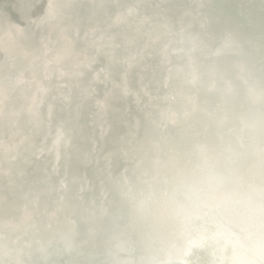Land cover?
Here are the masks:
<instances>
[{
  "label": "water",
  "instance_id": "water-1",
  "mask_svg": "<svg viewBox=\"0 0 264 264\" xmlns=\"http://www.w3.org/2000/svg\"><path fill=\"white\" fill-rule=\"evenodd\" d=\"M161 1L167 8L176 0ZM182 1L188 5L187 0ZM194 9L186 6L182 14L188 20L191 18V22H199L201 31L195 27L191 31L170 28L165 24L162 32L154 34L149 30L144 32L140 26L119 30L120 26H116L114 32L122 35L121 41L131 42L130 49L122 50L123 55L134 50L132 56L138 59L142 55L145 64L150 65L146 66L148 72L145 68L137 71V61L131 67L134 72L130 71L135 73L134 77L125 76L126 86L121 84L126 80L111 81L102 92L108 96L103 101H96L91 95L100 91L99 82L106 80L107 74L96 80L91 78L89 83H76V80L80 73L107 71L103 69L104 58L113 40L108 45L100 44V40L91 42L94 44L87 53L77 55L75 64L65 66L58 52L47 48L41 64L44 74L37 79L32 74L28 79L27 75L20 76L18 82L28 81L29 89L15 97L1 98L0 264H264V220L260 221L259 217L264 215V184H261L264 111L257 117L247 116L264 97V76L261 84L249 79L251 73L264 70V65L262 68L259 64L264 49L248 50L241 59L235 60L237 79L233 85L229 84V91L232 88L242 91L240 97H232L231 107H221L222 96L208 92L205 87H202L204 93L212 98L198 97L195 93L186 97L192 90L189 85L194 84L186 80H192V76L209 78L213 71L229 73L218 68L197 67L171 81L177 71L162 68L158 63L160 57L176 50V44L182 48L181 39L195 38L199 41L195 50L184 55L197 52L195 55L201 57L199 63L206 66L205 59L209 60L213 53L219 52L218 57H222L221 52L231 50L228 39L236 41L241 36H237L241 26L247 23L241 21L235 33L225 31L224 18L215 19L208 12L199 14V7L195 14ZM256 27L251 26L252 30ZM213 28L218 33L214 44L210 39ZM224 61L232 66L231 60ZM246 72L249 73L246 75ZM64 79L67 82L62 85L53 84ZM221 82L223 79L217 84ZM115 84H120L123 91L114 89ZM133 88L130 98L136 101L125 103L122 94ZM255 89L257 97L253 93ZM46 96L43 110L37 115L35 103L39 97ZM195 117L203 118L200 134L189 141L174 143L181 134L180 129L191 127L188 122ZM9 118L13 120L9 122ZM108 119L115 121L113 127L103 124ZM216 128L224 132L225 143L229 144L227 152H219L217 147L221 144L213 147L207 141L215 135L212 132ZM141 130L146 136L139 133ZM129 133L136 138L123 141ZM107 134L111 136L94 141ZM72 135L88 139L86 151L97 147L101 150L97 155L84 154L74 161L75 165L65 164L59 154L74 146L73 143L64 145ZM145 140L156 150H152L149 159H143L145 155L135 159L126 153L135 144L142 147L141 142ZM221 140L216 135L212 141ZM152 143L164 148L159 149ZM53 146L57 149L49 150ZM74 147L84 151L86 144L81 142ZM183 152L189 154L186 159L189 166L184 171L178 168ZM235 162L250 168V172L256 171L247 175L245 184L240 180L248 171L239 172L233 165ZM77 171L86 173L83 178L90 176L83 190L76 186L77 181H70ZM241 185L263 213L256 208L242 211L241 201L234 197ZM91 187L92 199L84 195ZM219 198L226 199V208H219ZM209 218L213 219L210 227L214 228L217 223L237 234L236 241L241 239L239 250L226 248L218 241L215 248L200 246L209 234L196 224ZM217 227L211 232L222 233L225 229ZM85 240L91 242L85 245L89 248L86 251L82 243Z\"/></svg>",
  "mask_w": 264,
  "mask_h": 264
},
{
  "label": "bare ground",
  "instance_id": "bare-ground-1",
  "mask_svg": "<svg viewBox=\"0 0 264 264\" xmlns=\"http://www.w3.org/2000/svg\"><path fill=\"white\" fill-rule=\"evenodd\" d=\"M187 3L188 5L182 0H178V2L176 0L173 6L166 8V4L161 0H0V100L1 98H9L11 96L15 97L20 95L24 89H29L28 81L25 82L26 85L25 83L18 82V78L20 76L27 75L28 79L29 75L32 74V76L37 79L44 74V67L41 64L46 55L47 48H52V50L57 51V56H61L63 58L62 62L65 66L67 64H75L78 60L77 55L82 56V54L87 53L89 47L94 44L91 42L100 40V44L108 45L109 41L113 40L114 42L111 46L112 48L104 58L106 59V64L103 69H106L107 71L100 72L91 70L86 74L80 73V75L78 72L79 77L76 80V83L77 81L81 83H89L91 78L96 80L98 78L106 77L102 75L107 74V79L99 82L100 91H97V94L95 95H91V98H94L96 101H103L106 97H108L106 94L102 93L108 89L106 85H111V81H114V83H120L122 80H126L125 76L127 75H133L134 77L135 73H130V71L134 72L131 67L137 61L139 63L137 71L145 68V72H148V70H146V66L150 65L148 63L145 64L146 60L142 58V55H139L138 59L132 56L135 52L134 50L126 51L123 55L122 50L130 49L129 44H131V42L121 41L122 35H118L114 32L116 26H120L118 30L125 28L126 26H140L144 32L149 30L154 32V34L162 32V27L166 26L165 24L170 25V28H184L191 31L192 28L195 27L194 29L201 31L199 22H191V18L188 20V18H184L186 16H183L182 14V11L186 6H191V8H195V14H197L196 8L199 7L201 9V11L198 12L199 14L208 12L212 14V17L215 19L224 18L225 20L222 22V25L224 26L225 31L235 33L237 31L236 27L239 26L241 21L247 23L245 27L241 26L240 32L237 35L239 36L241 34V36H239L236 41L228 39L229 45L232 46V48H229L231 50H227L226 53L221 52L222 57H218L219 52L213 53V57L209 58V60L205 59L207 63L206 66L199 63L201 61V57L199 55H195L197 52L184 55V53L195 50L194 46L196 47L199 42L195 38L193 40L181 39L184 41L182 48L179 44H176V50L166 52L165 56L160 57V61L158 63L162 66V68L165 67L170 72L177 71L176 75L172 79L169 78L171 81H174L176 77L179 78L182 76V73H185L190 68L202 67L206 69L218 68L220 70H226L229 74L213 71L209 78L204 76H192V80H186L190 81V84L194 83L193 85H189L192 90L187 93L186 97L195 93L198 97L212 98L204 93L205 91H203L202 87H205L208 88V92H213L222 96L224 103L221 107H231V104H233L231 103L233 102L231 101L232 97H240L242 91L234 90L233 88L229 91V84L233 85L234 80L237 79L234 77L236 75L235 70L238 68L236 65L238 63L235 60L237 58L241 59L244 56V53L248 50H254L257 47H262L264 49V0H187ZM192 18H194V16ZM252 25L257 27L252 30ZM211 31L213 33L210 34V39H212V44H214L218 40V33L215 32L216 30L214 28L211 29ZM196 33L200 34L197 31ZM205 33L207 32L205 31ZM237 36L233 38H236ZM68 40L72 41V43L69 44ZM100 46L106 47L104 45ZM189 46L190 49L188 50ZM235 47H237L238 50H233ZM261 51L263 52V50ZM263 53L261 54L262 56H264ZM62 54L64 55L62 56ZM224 59L231 60L232 66L229 64L227 65V62L224 61ZM262 59H264V57H262ZM262 59H259V64L263 68L264 64ZM120 61L122 62L120 63ZM233 64H235L236 67H234ZM230 71L232 72L230 73ZM247 73L249 72H246V75ZM111 76L113 78L109 79ZM262 76H264V70H261L260 72L255 71L249 75V79L253 83L261 84L263 82ZM219 79H223V82L217 84ZM64 82L67 81L64 79L61 83L53 84L62 85ZM127 83L128 82L126 80L121 84L126 86ZM30 88L32 89V87ZM217 88L222 92L217 91ZM51 89H54V87L51 86ZM114 89L123 91L120 84H115ZM152 89L154 90V88ZM256 89L253 93H256L257 97L258 91ZM30 91L31 90L28 92ZM133 91L134 88L131 92H126V95L124 93L122 94L124 98L123 101L125 103L129 101L131 104H134L136 100L131 101L130 98ZM245 93L247 92L245 91ZM260 97H262V95ZM46 100L47 96L44 98L39 97L37 103H35L37 115L43 110V103L46 102ZM123 101L121 102L123 103ZM261 111H264V97L261 101H259L257 108L252 112L249 111L247 116L257 117ZM12 120L13 118H9V122ZM202 121L203 118L195 117L193 120L188 122V126L191 127H185L183 131L180 129L181 134L179 135L175 134V130H171L172 134L178 136V138L174 140V143L177 144L179 141H189L193 138L192 136H197L198 133L200 134L199 130L201 131L200 126ZM103 124H109L108 127H113L115 125V121L108 119L106 122H103ZM132 129L133 128H131L130 131H132ZM108 130L109 129H106L107 132H109ZM139 133H142V136H146L143 130ZM212 134L215 135L211 138H207V141L210 142L213 147L221 144L217 147L219 152H227L229 144L225 143L224 132L219 130V128H216L215 132H212ZM216 135L221 136L222 140L218 142L212 141ZM108 136H111V134H107L106 136H103V138H96L94 141L100 142L101 139ZM128 138L132 140L135 139L136 136L133 135V133H129L127 138L123 141H128ZM261 139L263 140L261 142H264V137ZM81 142H85L86 144L84 151L74 147L76 144L79 145ZM88 142V139L84 136L78 137L72 135L71 138L67 139L66 144H63L68 145L73 143L74 146L72 148L70 147L71 149L66 153L60 152L59 158L64 160L65 164L75 165L74 163L77 159L84 154L97 155L99 153L98 150H101V147L86 151L88 148ZM134 142L135 140L133 143ZM152 144L159 149L164 148L163 146H159L154 143ZM135 146L136 144L130 150H126V153H131L132 157L135 159H140L144 155L145 157H143V159H149L153 153L152 150L156 151L150 145V147L148 146L146 140L141 142L140 146L142 147ZM53 149L57 148L53 146L49 150ZM67 149H69V147ZM80 151H82V153ZM188 155L189 154L187 152L181 153L178 160V168L180 170L184 171L186 170V166H189V162H186ZM111 160L112 159L108 160V162ZM237 163L238 162H235L233 165L235 168H238L239 172L248 171V173L243 176V179L240 180L241 183L245 184L247 175H253L256 171L250 172V168H246L245 165H237ZM231 172L230 174H232ZM85 175L86 173L77 171L76 174L70 177V181H77L76 186H78L80 190H83L84 186L89 183L90 177L86 176L88 178H83ZM261 184H264V179L261 180ZM244 188L245 187H242L241 185L240 188L234 192L236 200L241 201L239 205L241 206L242 211L248 212L250 208H256L258 211L263 213L260 207L253 204L252 195H250V192L246 191ZM91 192L92 187L91 191L84 195L92 199L94 193ZM255 196L257 199L261 198L259 195ZM256 197L254 199L257 202ZM226 202V199L223 200L219 198V208H226ZM101 215L103 216V214ZM259 217H261L260 221L264 220V215L260 214ZM254 218L257 219V217ZM207 221H200L196 224L199 225L198 228H201V230L206 229L202 232L208 233L209 238L212 236L211 241H209L208 238V240L201 243L200 246L205 245L207 247L209 245V247L215 248L218 245L217 243L221 242L226 248L232 247L231 250H239L241 246V239L236 241L238 237L237 234L230 232L229 228L224 225L221 226L217 223L214 228L210 227L209 222H213L212 218L207 219ZM216 226H220V229L223 227L225 229L222 233L219 232L220 230L211 232L215 229H219L218 227L216 228ZM262 226L264 227V223ZM127 227L128 225L124 223V228ZM217 236H219L220 239H218ZM85 241H82L84 246L91 243L89 241ZM216 241L218 242L216 243ZM88 249L89 248L85 246L84 250L86 251Z\"/></svg>",
  "mask_w": 264,
  "mask_h": 264
}]
</instances>
